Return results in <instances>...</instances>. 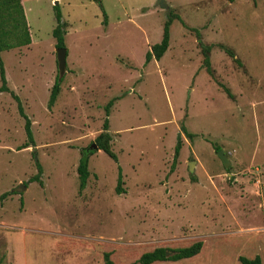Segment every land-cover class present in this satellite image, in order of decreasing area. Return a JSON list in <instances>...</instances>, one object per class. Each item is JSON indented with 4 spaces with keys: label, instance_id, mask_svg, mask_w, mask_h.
<instances>
[{
    "label": "rangeland",
    "instance_id": "obj_1",
    "mask_svg": "<svg viewBox=\"0 0 264 264\" xmlns=\"http://www.w3.org/2000/svg\"><path fill=\"white\" fill-rule=\"evenodd\" d=\"M99 1L20 0L30 44L0 58L33 145L22 148L24 120L10 93H0V264H104V253L130 264L197 241V256L154 264L255 256L264 264V0H165L167 10L157 0ZM54 8L66 24V69L49 108L58 76ZM169 13L187 28L173 20L167 51L145 64ZM199 43L211 47V74ZM111 101L116 162L86 152ZM92 152L78 193L79 159Z\"/></svg>",
    "mask_w": 264,
    "mask_h": 264
},
{
    "label": "trees",
    "instance_id": "obj_2",
    "mask_svg": "<svg viewBox=\"0 0 264 264\" xmlns=\"http://www.w3.org/2000/svg\"><path fill=\"white\" fill-rule=\"evenodd\" d=\"M100 3L99 0H94ZM233 1V0H232ZM101 6V5H100ZM102 9V7H101ZM54 10V19H55V27L52 30V37L55 40L56 48H64V29L66 24L62 22L60 14ZM103 26L106 25V15L102 9ZM178 20L181 25L185 28V24L180 20L179 17L175 16L172 13H169L164 23L162 30L161 41L158 44H154L151 49L145 54V64H148L151 60L159 61L164 53L167 51L169 46V27L173 20ZM25 17L23 14L22 6L20 0H0V54L4 51H8L15 48L24 47L30 44V37L28 33V28L26 26ZM195 32L198 39H200L199 34L195 30H191ZM201 53L203 55V67L206 72L210 73L209 67V52L211 50L210 46H204L199 43ZM224 53L231 58L236 64L239 62L235 59L233 52L227 48L221 47ZM60 80H58V76L51 88L49 99H48V107H52L57 100V97L60 92ZM224 92L227 96H230L229 91L225 88ZM0 93H10L12 99L17 104V111L19 116L24 120V131L26 135L27 142L23 145L22 148H28L33 145V136L31 132V123L27 116L23 112V108L17 96L11 92L6 84L5 74L3 63L0 58ZM112 105V101L108 102L104 108L105 119L102 125L101 133L95 138L94 143L98 150L102 151L107 157L116 162V156L110 150V136L108 135V120L107 117L109 115V109ZM181 131L185 135V137L192 141L194 135L188 133L184 127H181ZM182 144L180 137L177 138L176 144L174 147L173 153V164L176 163V160L179 156V152L181 150ZM21 148V149H22ZM219 151L218 149H216ZM92 153H83L79 159L77 165V178H78V193H81L87 183L89 172H88V159ZM36 167V175L33 178L35 181H38L39 176L42 174V169L38 163H35ZM191 181H194L193 176L190 178ZM116 192L117 194H121V185H122V177L121 170L118 168V177L116 184ZM7 194H3L1 198H5ZM202 248V242L197 241L191 244L188 247L176 248V249H168V248H156L150 252L143 253L136 261L130 264H154L159 262H178L181 260L191 259L197 256ZM238 261L240 264H262L261 258L259 256H255L252 259H248L245 257H239ZM103 263L104 264H114L110 258L109 253L103 254Z\"/></svg>",
    "mask_w": 264,
    "mask_h": 264
},
{
    "label": "water",
    "instance_id": "obj_3",
    "mask_svg": "<svg viewBox=\"0 0 264 264\" xmlns=\"http://www.w3.org/2000/svg\"><path fill=\"white\" fill-rule=\"evenodd\" d=\"M156 5L161 9L167 10L165 0H157ZM55 54H56V64H57V70H58V77L62 78V76L65 73V69H66V63H65L66 50L64 48H56ZM91 149L97 150V147L93 144L86 152H89ZM217 157L221 160L223 166L226 168L228 166L229 162H228L227 158L225 157L222 150H219L217 152ZM189 170H190V172L193 170V163H191L189 165Z\"/></svg>",
    "mask_w": 264,
    "mask_h": 264
},
{
    "label": "crops",
    "instance_id": "obj_4",
    "mask_svg": "<svg viewBox=\"0 0 264 264\" xmlns=\"http://www.w3.org/2000/svg\"><path fill=\"white\" fill-rule=\"evenodd\" d=\"M262 261V260H261ZM263 262V261H262Z\"/></svg>",
    "mask_w": 264,
    "mask_h": 264
}]
</instances>
